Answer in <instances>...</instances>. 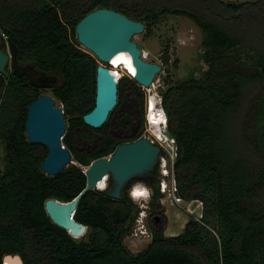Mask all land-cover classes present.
Segmentation results:
<instances>
[{"label":"trees","instance_id":"obj_1","mask_svg":"<svg viewBox=\"0 0 264 264\" xmlns=\"http://www.w3.org/2000/svg\"><path fill=\"white\" fill-rule=\"evenodd\" d=\"M100 8L143 22L146 35L178 16L204 36L207 70L176 83L167 74L160 90L178 147L176 195L201 202L203 214L190 216L177 236H166L165 216L162 227L148 217L152 240L137 254L125 244L139 214L129 190L140 181L149 186L156 212L163 198L158 167L155 181L132 180L121 200L107 195L111 179L107 189L83 194L74 220L91 232L88 241L74 239L45 209L49 199L79 197L92 162L144 136L121 109L130 94L135 108H144V92L128 76L119 81V103L108 121L97 129L84 122L95 107L100 64L79 43L76 26ZM0 30L20 66L61 79L52 94L69 118L64 146L76 163L54 177L43 172L48 149L29 143L26 132L29 107L42 89L27 76L0 74V264L8 256L22 264H264V0H0ZM168 65L166 56L162 72Z\"/></svg>","mask_w":264,"mask_h":264},{"label":"water","instance_id":"obj_2","mask_svg":"<svg viewBox=\"0 0 264 264\" xmlns=\"http://www.w3.org/2000/svg\"><path fill=\"white\" fill-rule=\"evenodd\" d=\"M144 32L143 22L134 21L120 12L107 8L90 12L77 24L76 34L79 43L102 63L97 68L95 107L83 117L84 122L91 128L102 127L118 104L119 79L113 70L103 63L110 64L120 53L129 54L136 69L133 79L145 88H150L162 72L163 66L147 62L143 58V51L133 40L136 35ZM12 60L17 61L16 48L0 30V74L7 78L11 75L9 64ZM14 68L15 74H18L15 65ZM39 81L37 87L51 89L58 81V76L42 74ZM65 119L63 107H57L56 99L49 94L40 96L28 110L26 121L28 142L41 144L48 149L42 170L51 177L60 174L70 164H76L72 152L66 147L63 148L67 132ZM160 154L161 147L144 137L121 144L110 156L95 160L86 169L87 188L79 197L71 202L49 199L45 204L47 214L54 224L69 231L70 234L81 233L86 227L72 218L83 194L90 190H99L100 183L108 177L112 180V185L106 190L107 195L121 200L132 180L154 181L153 174L158 167ZM16 260L8 256L4 264H16Z\"/></svg>","mask_w":264,"mask_h":264},{"label":"rangeland","instance_id":"obj_3","mask_svg":"<svg viewBox=\"0 0 264 264\" xmlns=\"http://www.w3.org/2000/svg\"><path fill=\"white\" fill-rule=\"evenodd\" d=\"M228 1L244 2L249 0H228ZM203 38L204 36L201 29L191 19L186 17H178V16L166 17L158 26L154 28L153 33L151 35H146V31H145L144 33L136 35L133 38V40L138 44V46L143 51V58L147 62L157 63L162 65L164 58L166 56L169 57V65L167 66L169 72L168 71L161 72L157 76L152 86H150V88H145L138 84V86L144 92L146 98L154 93L160 94V90L162 91L165 90L166 87L163 84V76L167 74H170V76L172 77L171 80L176 83L178 81L185 79L191 73H194L195 76L199 78L202 72L207 70V65L205 64L202 58V54L204 52ZM7 50L8 52L10 51L8 46H7ZM176 60H178L177 68L172 65V63H174V61ZM99 64L102 63L99 61ZM103 65L110 68V66L107 64L103 63ZM9 68L11 69V64L9 65ZM125 71L127 72V74H129L127 69ZM121 72L124 74L123 76H127L123 71ZM60 82L61 79L59 80V83ZM46 94L53 95L52 89H42V95H46ZM118 103H119V99H118ZM124 105L121 108L122 111L124 109ZM56 106L62 107L61 103L58 101H56ZM117 106L115 108H117ZM117 118H118V113L114 116L112 121L113 130H115L116 128ZM68 121L69 118H66L65 122L67 124V128H69ZM147 127L149 129L150 125L148 124ZM91 136H97V135L94 134V131H91ZM80 141L82 142V139ZM1 150H2V145L0 143V151ZM163 155L167 156V153H163ZM168 164H169L168 168L170 169V173H171L170 177L167 179L169 188L166 194H163L160 191L163 198L159 200V204L157 205V211H159V214H155V215L153 214V205H150L151 200L143 201V202L141 200L136 201L132 199L130 193H129V197L138 206L139 208L138 215H140V213L143 212L141 213V215L144 216L143 225L145 226L147 225V228H149L148 225V217H149V223L151 218V222L153 225H155L156 227H162L164 223L163 222L155 223L154 217L165 216L167 218V228L165 231L166 236H177L183 232L184 227L188 222L190 216H194L195 218L200 219V217L203 214V206L202 203L199 201L189 202V201L177 199L178 198L177 195L173 194L172 191L173 175H174V170H172L173 166L170 161L168 162ZM158 177H160L159 173H158ZM137 185L142 186L144 185V183L136 182L134 186ZM140 202L146 204L147 210L145 211V213L141 208V205L139 204ZM139 229L140 227L138 228V225L136 224L134 226L133 231L125 238L126 246L134 254L143 251L152 240V232L150 230H148L147 235H141L140 232H138L139 235H135L134 231L135 230L137 231ZM90 233L91 232L88 231L87 228H85V230L82 231L81 233L76 235L71 234V236L78 241H88ZM11 258L17 259L18 262L16 264H22V261L19 257H11Z\"/></svg>","mask_w":264,"mask_h":264},{"label":"built area","instance_id":"obj_4","mask_svg":"<svg viewBox=\"0 0 264 264\" xmlns=\"http://www.w3.org/2000/svg\"><path fill=\"white\" fill-rule=\"evenodd\" d=\"M122 71L128 77L133 78V76H130L129 74H127L125 70H122ZM118 75H120L119 80H121V75L123 76L124 74L121 72ZM146 114H147V126L149 124L150 128L148 129L147 127V130L144 134V138H147L151 143L161 147V154H160V159H159V164H158V173L160 174L159 189L163 194H166L169 188L167 179L170 177V174H171L170 169L168 168V165H169L168 162L169 161L171 162L173 166L172 170H174V164L178 156V147H177L176 140L173 137H171L168 132V116L163 106V97L161 96V94L154 93L146 98ZM155 122H157V126H155ZM63 148H65L64 145H63ZM163 153H167V156H164ZM172 191H173V194L176 195L177 184L175 180V175H173ZM177 199L180 200L181 198H177ZM143 222H144V216H142L140 213V215H138L135 221V225L137 224L138 228L140 227V229L137 231L136 230L134 231L135 235H139L138 232H140L141 235L148 234V230H150V228H147V225L146 226L143 225Z\"/></svg>","mask_w":264,"mask_h":264},{"label":"flooded vegetation","instance_id":"obj_5","mask_svg":"<svg viewBox=\"0 0 264 264\" xmlns=\"http://www.w3.org/2000/svg\"><path fill=\"white\" fill-rule=\"evenodd\" d=\"M11 64V69L9 68L11 74H15V68H14V65L16 66V71L18 74V76L20 77H23V76H27L30 80V82L33 84V85H37V84H40V77H42V74H45V73H41L37 70H35L33 67L31 66H27V67H23V66H20L17 61L14 62L13 60L10 62ZM9 64V65H10ZM59 78H58V81L56 82V84L59 83ZM56 84L54 85V87L56 86ZM53 87V88H54ZM40 88V87H39ZM51 88V89H53ZM41 89H46V88H41ZM132 94H130L129 96V99L127 101V103L124 105V109H123V113H129V114H132L134 116V119H135V122L134 124L132 125V128H134L135 130H140V129H143L144 130V134L147 130V114H146V97H145V100H144V108L143 110L141 109H138L135 108L136 105H134V102L132 104ZM118 123L116 122V128L114 130V133H117L118 132ZM144 137V136H143ZM110 179V178H109ZM155 181V179H154ZM109 180H108V184H109ZM134 185H132L131 188H133ZM130 191V190H129ZM153 214H159V211L156 210V212H153ZM152 214V215H153ZM155 219V223H162L164 221L163 219V216H155L154 217ZM152 219H153V216H152ZM152 232V231H151Z\"/></svg>","mask_w":264,"mask_h":264},{"label":"bare ground","instance_id":"obj_6","mask_svg":"<svg viewBox=\"0 0 264 264\" xmlns=\"http://www.w3.org/2000/svg\"><path fill=\"white\" fill-rule=\"evenodd\" d=\"M108 65L110 66L111 70H113V72L115 73V75L117 76L118 79H119V76H120L118 74L121 73L122 70H126V69L129 72L130 76L135 77L136 69H135V67H134V65L132 63V59H131L130 55L127 54V53L118 54L113 59V61L110 64H108ZM124 66H125L126 69L124 68ZM155 125L157 126V122H155ZM107 180H108V177H106L104 179V181H102L100 183V185L98 186L99 190H105L107 188ZM134 188L132 189V191L134 190ZM137 188H135V190ZM141 189H144V188L141 187ZM131 197L133 199H135L136 201H140V200H143L145 198V197H142V196L141 197H133L132 194H131ZM16 262H18V261L16 260Z\"/></svg>","mask_w":264,"mask_h":264},{"label":"clouds","instance_id":"obj_7","mask_svg":"<svg viewBox=\"0 0 264 264\" xmlns=\"http://www.w3.org/2000/svg\"><path fill=\"white\" fill-rule=\"evenodd\" d=\"M117 70V69H116ZM120 74V73H119ZM121 77L123 78L124 76L121 75ZM121 78V79H122ZM161 124V123H160ZM159 178V177H158ZM143 183V182H142ZM159 183H160V178H159ZM134 187H138L135 191L132 192V189ZM133 188L130 189L129 193L132 194L133 197H145L143 200H141L142 202L143 201H149L152 199V196H153V191L151 190V188L149 186H147L145 183L144 185L142 186H134ZM141 187H143L144 189H141ZM131 196V195H130ZM133 199V198H132ZM135 200V199H134ZM140 202L139 204L141 205V208L143 209L144 213L145 211L147 210V207H146V204ZM143 213V212H141ZM75 214V213H74ZM74 219V215H73V218Z\"/></svg>","mask_w":264,"mask_h":264},{"label":"crops","instance_id":"obj_8","mask_svg":"<svg viewBox=\"0 0 264 264\" xmlns=\"http://www.w3.org/2000/svg\"><path fill=\"white\" fill-rule=\"evenodd\" d=\"M190 202V201H189ZM189 211V210H188Z\"/></svg>","mask_w":264,"mask_h":264}]
</instances>
